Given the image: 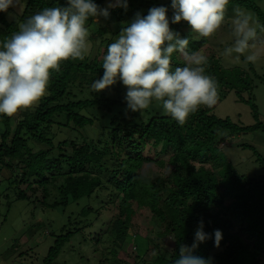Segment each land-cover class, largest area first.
I'll return each mask as SVG.
<instances>
[{"label":"trees","instance_id":"16d2710c","mask_svg":"<svg viewBox=\"0 0 264 264\" xmlns=\"http://www.w3.org/2000/svg\"><path fill=\"white\" fill-rule=\"evenodd\" d=\"M22 2L24 9L16 19L8 20V14L0 13V43L17 32L28 17L46 7L62 6L64 0ZM105 2L95 0L101 8H106ZM168 5L170 0L163 3L128 0L126 11L109 9V17H102L103 27L97 26V18L91 19L88 23L89 41L93 42L90 55L84 61L63 62L61 70L51 74L47 95L34 109L19 112L15 123L10 117L0 115V168L10 172L7 180L13 179L16 184V199L30 200L25 194L27 188L34 195L32 201L39 200L46 209L66 208L71 202L90 199L102 183L99 169H105L110 174L108 181L119 194L118 214L110 226L115 246H126L138 211L143 208L174 239L169 255H157L149 264H174L180 246L192 244L201 220L206 233L219 229L222 240L219 247L214 246L213 239L206 240L195 255L211 257L213 264H264V158L252 145L244 144L256 157L262 174L239 175L219 148L221 143L239 134H264V121L259 119L254 99L244 97L252 92L253 78L264 83V77L252 64H247L246 69L237 65L225 67L208 46V38L188 35L186 22L170 23V28L182 37L188 35L190 50L208 49L206 74L217 82V101L234 91L239 100L250 106L255 120L251 125L217 117L214 106L201 107L183 126L156 111L147 110L148 116L143 120L139 113H126V88L120 83L99 93L78 96L102 76L107 45L118 38L120 30L135 14L147 15L152 7ZM230 6L254 12L264 25V13L255 0H230L227 7ZM167 15L171 17V9ZM171 65L182 67V58L174 53ZM98 123H102L99 135L105 138L94 140L83 128ZM60 130H65L67 137L55 144ZM34 146L41 148L35 150ZM156 147H160L159 151ZM156 156L159 158L155 159ZM151 163L158 169L168 165L170 170L167 174L144 172L145 166ZM30 177L34 178L33 182ZM58 181L60 184L56 185ZM50 186L57 191L52 195V202H48ZM88 211L90 208L83 207L81 214ZM79 224L81 221H68L59 234L52 233L53 244L41 264L53 263L64 244L79 232ZM134 235L140 236L137 232ZM133 247L134 251L130 247L128 255L141 258L136 254L137 244Z\"/></svg>","mask_w":264,"mask_h":264},{"label":"clouds","instance_id":"9594fccd","mask_svg":"<svg viewBox=\"0 0 264 264\" xmlns=\"http://www.w3.org/2000/svg\"><path fill=\"white\" fill-rule=\"evenodd\" d=\"M230 0H170L168 6L152 7L147 15L137 12L120 30L103 56V74L90 85L99 93L120 83L126 88V113H141L154 104L178 125L183 126L201 107H213L218 98L215 79L206 74L208 56L189 49L188 35L213 37L225 21ZM22 0H0V13L13 14ZM128 8V0H112L101 8L95 0H64L62 6L46 7L28 17L17 32L0 43V115L12 117L22 110L34 109L47 94L53 72L63 62L84 61L91 53L88 23L109 17V9ZM169 9L172 15H167ZM186 22L188 35L182 37L171 24ZM261 25L249 13L238 11L232 18L233 42L222 51L225 60L258 65L264 55L259 47ZM183 60L173 68V54ZM213 239L219 247L222 232L204 231L198 222L192 244L181 245L174 264H213L211 257L195 255L199 245Z\"/></svg>","mask_w":264,"mask_h":264},{"label":"rangeland","instance_id":"374dc122","mask_svg":"<svg viewBox=\"0 0 264 264\" xmlns=\"http://www.w3.org/2000/svg\"><path fill=\"white\" fill-rule=\"evenodd\" d=\"M159 1L163 3L167 0ZM110 2L112 0H106L105 7ZM255 2L264 13V0H255ZM23 9L24 2H22L19 10L11 9L10 12L13 15H7V19H16ZM238 11L251 14L261 24L254 12L239 6L227 7L225 21L218 32L213 37L208 38V46L214 50L225 67L237 65L246 69L247 64L243 63V58L240 62H237L235 60H225L221 55L223 49L233 42L231 35L232 18ZM95 21L99 27L105 25L102 17L97 18ZM109 28L115 30L114 25H110ZM260 41L259 47L264 49V34H261ZM91 43L93 42L90 41ZM96 43L98 42L96 41ZM203 51L205 55L208 53V49H203ZM95 53L94 51L93 55ZM253 67L259 75L264 77V55H262L259 64L253 65ZM83 91L84 94L79 93L78 96L84 97L91 92L90 88H84ZM249 96L254 99L257 105L259 119L264 121V83L261 80L253 78L251 94H244L245 98ZM146 111L139 113L143 120L148 116ZM148 111H156L165 115L157 105L151 106ZM213 112L219 118L228 117L242 125H251L255 122L250 106L239 100L234 91L227 93L218 100L214 105ZM18 113L10 117L12 123H15ZM98 124L94 127L86 126L83 128L87 132V136L94 140L105 138V136L101 137L99 135L102 130V123ZM54 129H56V126H54ZM66 137L65 130H60L54 139V143L56 144ZM77 139L81 141L80 138L77 137ZM244 144L252 145L264 158V134L260 132L239 134L221 143L219 148L223 149L239 175L257 177L262 174L260 164L252 151L249 148H244ZM39 148L41 147L34 146L35 150ZM159 149L160 147L155 148L156 151H159ZM158 158L155 157V159ZM97 169L95 168L96 171ZM169 170L170 166L168 165L158 169L155 164L151 163L145 166L144 172L160 171L167 174ZM99 171L102 183L95 188L90 199L82 198L77 202H71L66 208L46 209L39 200L32 201L34 195H32L30 189L26 188L25 190V194L30 196V200L16 199L14 193L16 184L13 179L7 180L10 172L6 168H0V264H41L48 248L53 244L54 236L52 233L59 234L60 228L68 221H81V224H79L81 229L69 242L64 244L52 264H142L143 262L149 264L157 255L168 256L174 239L172 235L165 232L157 220L150 217L146 208L138 211L130 236L125 241L126 246H123V248L115 246L113 243L114 235H111L113 231H110V226L111 221L118 214L119 194L108 181L109 172L103 168H100ZM29 180L33 182L34 178L30 177ZM59 184L60 181L56 183V185ZM49 188L51 196L48 198V202H52V195H56L57 191L52 186ZM83 207L90 208V211L84 215L81 214ZM136 232L140 236L134 235ZM143 235L147 237L144 239L141 237ZM135 244L138 246L136 254L141 255L139 259L137 256H129L127 253L130 247H132V250L134 249L133 245ZM145 247L147 248L142 253Z\"/></svg>","mask_w":264,"mask_h":264}]
</instances>
